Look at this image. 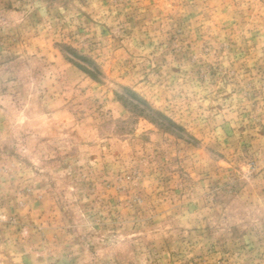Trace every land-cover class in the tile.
I'll return each instance as SVG.
<instances>
[{
	"label": "rangeland",
	"instance_id": "374dc122",
	"mask_svg": "<svg viewBox=\"0 0 264 264\" xmlns=\"http://www.w3.org/2000/svg\"><path fill=\"white\" fill-rule=\"evenodd\" d=\"M0 264H264V0H0Z\"/></svg>",
	"mask_w": 264,
	"mask_h": 264
},
{
	"label": "trees",
	"instance_id": "16d2710c",
	"mask_svg": "<svg viewBox=\"0 0 264 264\" xmlns=\"http://www.w3.org/2000/svg\"><path fill=\"white\" fill-rule=\"evenodd\" d=\"M77 66H78L81 70H83V71H85V72L87 71L86 68H84V67H82V66H79V65H77Z\"/></svg>",
	"mask_w": 264,
	"mask_h": 264
}]
</instances>
